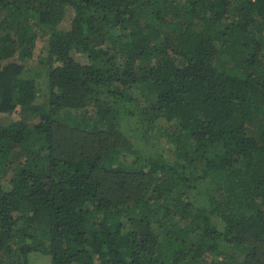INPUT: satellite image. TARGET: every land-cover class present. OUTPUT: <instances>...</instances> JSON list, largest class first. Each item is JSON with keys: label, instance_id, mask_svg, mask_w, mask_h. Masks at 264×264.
<instances>
[{"label": "trees", "instance_id": "16d2710c", "mask_svg": "<svg viewBox=\"0 0 264 264\" xmlns=\"http://www.w3.org/2000/svg\"><path fill=\"white\" fill-rule=\"evenodd\" d=\"M36 253L264 264V0H0V264Z\"/></svg>", "mask_w": 264, "mask_h": 264}, {"label": "rangeland", "instance_id": "374dc122", "mask_svg": "<svg viewBox=\"0 0 264 264\" xmlns=\"http://www.w3.org/2000/svg\"><path fill=\"white\" fill-rule=\"evenodd\" d=\"M72 17H73V10L71 7L67 6L66 10H65V15H64L65 22L69 23L70 20L72 19ZM46 44H47V36L44 34L39 35L37 40H36V44H35V47L33 50L32 59L30 61L31 65H33V66L36 65L35 63H36L39 55L42 53L43 54L46 53V49H47ZM14 60H17V59H15V58L11 59V61H14ZM34 103L39 104V105H46L47 101L44 98L37 97L34 100ZM19 112H20V108L17 107L8 116L12 120H18L20 118ZM120 123H121V121H120ZM119 125L120 124H118V126ZM122 129L124 131H127V132H129L128 130H132L133 131L132 133H136L137 132V124H135L134 122L132 124H127V125L123 124ZM138 137L142 138V135H140V133H139ZM147 141L149 143V144H146L149 147L148 149H150L151 147H154V149H157L158 151H160L162 149V147H161L162 143H159V142L153 143L154 141L152 139H150V137L147 138ZM142 145H144V144H142ZM162 145H164V144H162ZM29 264H50V259L48 256L42 255L40 253H36V254H33L30 256Z\"/></svg>", "mask_w": 264, "mask_h": 264}]
</instances>
